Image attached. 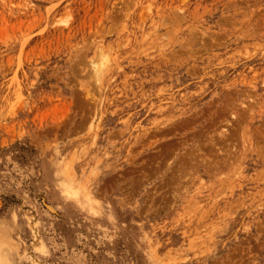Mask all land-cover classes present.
Listing matches in <instances>:
<instances>
[{
	"label": "rangeland",
	"instance_id": "374dc122",
	"mask_svg": "<svg viewBox=\"0 0 264 264\" xmlns=\"http://www.w3.org/2000/svg\"><path fill=\"white\" fill-rule=\"evenodd\" d=\"M0 264H264V0H0Z\"/></svg>",
	"mask_w": 264,
	"mask_h": 264
},
{
	"label": "bare ground",
	"instance_id": "6f19581e",
	"mask_svg": "<svg viewBox=\"0 0 264 264\" xmlns=\"http://www.w3.org/2000/svg\"><path fill=\"white\" fill-rule=\"evenodd\" d=\"M170 117V116H169ZM239 120V119H238ZM241 121V120H240ZM229 122V121H228ZM165 123V122H164ZM183 124V123H182ZM238 124V123H237ZM221 128V127H220ZM245 144V143H244ZM233 145V144H232ZM225 146V145H224ZM230 147H231V145H230ZM229 148V147H228ZM196 150H197V148H196ZM223 150V149H222ZM262 150V149H261ZM226 159V158H225ZM193 160V159H192ZM219 161V160H218ZM216 162H217V160H216ZM197 163V162H196ZM228 165V164H227ZM216 166V165H215ZM220 172V171H219ZM66 188V187H65ZM69 188V187H68ZM224 188H226V187H224ZM64 190V189H63ZM257 192V191H256ZM68 195H71V196H73V197H76L77 198V196L78 195H76V194H71V193H68ZM73 199V198H72ZM76 200V199H75Z\"/></svg>",
	"mask_w": 264,
	"mask_h": 264
}]
</instances>
